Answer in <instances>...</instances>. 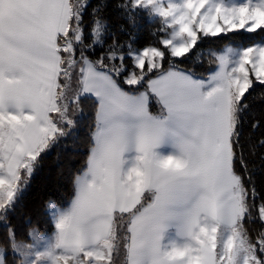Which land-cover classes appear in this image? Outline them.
I'll list each match as a JSON object with an SVG mask.
<instances>
[{
  "label": "snow or ice",
  "instance_id": "obj_1",
  "mask_svg": "<svg viewBox=\"0 0 264 264\" xmlns=\"http://www.w3.org/2000/svg\"><path fill=\"white\" fill-rule=\"evenodd\" d=\"M145 14L152 43L135 34ZM241 32L206 74L185 66ZM249 97L264 101V0H0V264H264ZM86 102L70 202L47 203L50 235L18 238L11 218Z\"/></svg>",
  "mask_w": 264,
  "mask_h": 264
},
{
  "label": "trees",
  "instance_id": "obj_2",
  "mask_svg": "<svg viewBox=\"0 0 264 264\" xmlns=\"http://www.w3.org/2000/svg\"><path fill=\"white\" fill-rule=\"evenodd\" d=\"M230 1V0H229ZM117 0H110L113 5ZM109 15L113 20L117 19L114 9L109 10ZM161 27L159 19H149L145 14L140 19V25L135 34L141 43H152L157 39L154 33H157ZM248 34H229V39H214L204 43L193 58L186 62V67L194 69L199 74H206V69L215 67V57L225 45L232 44L240 46L249 43ZM126 40L127 36H122ZM250 108L247 113L251 118L253 115L259 116L264 113V101L249 97ZM84 115L80 118V123L76 130L66 140L52 148L45 155L41 167L35 173L30 186L24 194L22 206L17 209L15 215L11 218V224L18 230V238L26 239V233L29 228L36 227L41 233H51L52 226L50 217L47 214V203L55 201L62 207H67L71 200L73 186V177L84 166L87 150L89 147V136L91 131V106L90 102L84 105ZM249 132L248 124L244 126V137ZM255 135H259L257 132ZM264 149H257V156L248 157L250 169L255 166L253 176L255 177L257 187H264V170H262L259 153ZM251 228H258L259 225H250ZM6 235L4 223H0V240Z\"/></svg>",
  "mask_w": 264,
  "mask_h": 264
},
{
  "label": "rangeland",
  "instance_id": "obj_3",
  "mask_svg": "<svg viewBox=\"0 0 264 264\" xmlns=\"http://www.w3.org/2000/svg\"><path fill=\"white\" fill-rule=\"evenodd\" d=\"M229 2H232V0H230ZM237 2H238V0H237ZM223 48H224V47H222V48H221V49H220L218 52L222 51V50H223ZM218 52H217V53H218ZM46 211H47V208H46ZM45 234H48V235H50L51 233H50V234H49V233H45Z\"/></svg>",
  "mask_w": 264,
  "mask_h": 264
}]
</instances>
